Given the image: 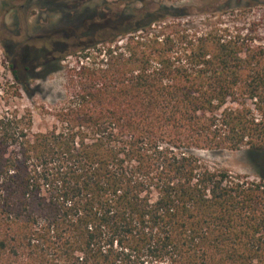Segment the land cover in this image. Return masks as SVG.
Segmentation results:
<instances>
[{"label":"trees","instance_id":"obj_1","mask_svg":"<svg viewBox=\"0 0 264 264\" xmlns=\"http://www.w3.org/2000/svg\"><path fill=\"white\" fill-rule=\"evenodd\" d=\"M228 3L200 24L186 7L143 6L69 51L29 48L34 79L75 57L45 132L15 105L29 86L10 62L0 264H264V44L226 21ZM244 147L259 181L195 153Z\"/></svg>","mask_w":264,"mask_h":264},{"label":"rangeland","instance_id":"obj_2","mask_svg":"<svg viewBox=\"0 0 264 264\" xmlns=\"http://www.w3.org/2000/svg\"><path fill=\"white\" fill-rule=\"evenodd\" d=\"M225 3L228 0H0V83L13 80L9 67L12 61L22 81L29 86V91L23 89L22 97L15 99V105L22 112L31 111L33 132H45L57 123L55 114L66 100L67 69L75 57L66 56L61 61V69L34 79L27 74V68L37 64L26 62L29 48H38L45 42L47 46L59 42L55 47L69 51L72 45L89 38L81 33L82 30L96 24L98 36H103L108 19H114L115 23L127 20L129 15L143 6L150 9H157L160 5L186 7L193 13H201ZM224 7L228 9L226 21L231 24L237 21L238 25L249 28L251 35L257 37L256 42L264 44V0H230ZM206 17L207 13L204 12L183 21L200 24ZM62 24L72 26L68 29L73 32L66 30L62 34L59 31ZM47 49L53 52L51 47ZM16 56L21 60H14ZM195 153L213 169L227 170L234 176L242 175L249 180L259 181L253 157L246 147L240 150H197Z\"/></svg>","mask_w":264,"mask_h":264},{"label":"flooded vegetation","instance_id":"obj_3","mask_svg":"<svg viewBox=\"0 0 264 264\" xmlns=\"http://www.w3.org/2000/svg\"><path fill=\"white\" fill-rule=\"evenodd\" d=\"M54 52V51H53Z\"/></svg>","mask_w":264,"mask_h":264}]
</instances>
